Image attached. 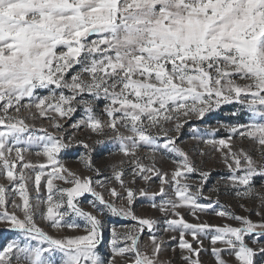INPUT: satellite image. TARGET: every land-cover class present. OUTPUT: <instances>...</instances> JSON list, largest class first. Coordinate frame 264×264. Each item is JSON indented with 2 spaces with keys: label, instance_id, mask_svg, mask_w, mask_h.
Segmentation results:
<instances>
[{
  "label": "snow or ice",
  "instance_id": "1",
  "mask_svg": "<svg viewBox=\"0 0 264 264\" xmlns=\"http://www.w3.org/2000/svg\"><path fill=\"white\" fill-rule=\"evenodd\" d=\"M99 101L106 120L93 108ZM77 104L84 115L71 127L97 135L108 129L117 151L132 157L131 183L136 177L147 183L154 174L158 192L129 187L120 169L112 177L120 190L111 187L106 200L95 187H105L103 181L64 166L60 154L72 145L74 133L65 136L60 121L71 119ZM226 105L233 118L222 125L226 137L216 139L212 130L205 139L192 127V138L220 153L228 169L221 179L235 197L261 201L255 212L259 223L220 205L218 188L211 189L215 201L205 196L210 173L198 169L177 143L176 134L189 120L203 121ZM36 118L47 119L60 135L30 131L26 119ZM236 138L254 144L260 162L237 148ZM142 149L171 160L174 171L169 175L155 162L142 164L136 158ZM90 151L82 161L99 176ZM25 154L43 162L26 161ZM193 174L199 177L195 186L188 182ZM0 178L8 182L0 184V223L19 234L0 248V264H115L116 257L129 264H163L158 222L135 214L137 196L148 198L165 217L163 232L179 234L184 264H201L204 239L210 240L215 264H229L226 256L235 264L264 259V247L254 249L246 241L264 237V195L255 183L264 180V0H0ZM85 194L93 197L92 211L80 206ZM9 205L15 211L9 213ZM181 209L197 220L204 213L233 223H189ZM105 215L130 221L123 232L111 229L107 258L99 253ZM37 217L52 229L82 234L53 237ZM146 231L151 255L140 249Z\"/></svg>",
  "mask_w": 264,
  "mask_h": 264
},
{
  "label": "rangeland",
  "instance_id": "2",
  "mask_svg": "<svg viewBox=\"0 0 264 264\" xmlns=\"http://www.w3.org/2000/svg\"><path fill=\"white\" fill-rule=\"evenodd\" d=\"M103 101H99L93 104V108L97 116L101 120H106V116L103 115ZM77 112L73 114L71 119H65L60 121L64 128V135L68 136L69 134L74 133L73 143L70 147L63 150L60 154V160L64 164L66 168L78 174L81 177L91 176L93 180L100 179L104 182L105 187L95 186L96 190L101 192L106 200H110L109 189L111 187H116L119 191V184L114 179H112L114 175V170L123 169L125 175L123 179L129 187H132L134 190H139L141 188L148 189L150 192H158L160 188L159 179L153 174L151 175V179L149 182H145L144 180L136 177V182L133 184L131 181L133 180V176L131 175V169L133 167L132 157H125L117 151V142L113 138V134L105 129L106 135H97L91 133L87 129L76 130L71 127V125L79 120L83 115L82 104H77ZM232 110L231 105L223 106L222 110L215 111L211 114L206 115L203 121L197 120L196 118H192L188 121L187 124L181 129V132L176 134L178 136V146L181 147L189 156V158L195 163L198 169H202L203 171H207L210 173L209 181L205 185L204 195L211 196L212 200L215 201L217 199V195L215 192H212L211 189L216 187L220 190L219 195V204L223 205L229 211L241 215L248 216L252 221L259 223L261 221V217L255 215L257 210H261L260 204L261 201L259 199H240L232 194L230 188H227L226 182L221 179V177L228 175V169L223 164L219 152H214L211 146H208L201 142L200 139H193V133L191 131L192 127H198L199 132L198 136H202L203 138H211L206 133L215 131L214 138L220 139L227 136L226 128L222 125H227L229 121L233 118L230 116V111ZM11 111V110H10ZM33 112L35 109L32 110ZM15 115V113H12ZM21 115L24 117H28L29 113L26 111L21 112ZM26 123L30 126V131H35L37 134L40 133V129H47L48 132H51L57 136L60 133H57L55 129L52 127V124L47 119H26ZM84 141V143L89 145L91 162L95 169H98L100 175L97 176L94 171L89 170L85 167L82 157L89 152V149H85L82 145H79L77 141ZM102 141L101 143H97V141ZM233 143L237 146V148L242 147L245 151H248L251 155H253L254 159L259 161L258 154L256 152V146L248 141L241 142L239 138L234 139ZM203 151L206 155L201 156L199 153ZM26 161L31 162H43V157H37L34 154H25ZM137 159L146 166H151L153 162H155V166L161 170V172H167L169 175L175 169V165L171 162V160L166 157H162L157 154L153 156L147 150H140L137 153ZM107 178V179H105ZM46 178H42V185ZM199 177L196 174H193L191 179L188 181L190 184L195 186L198 183ZM57 185L61 187H68L69 185H64L60 181L55 182ZM256 192L264 195V187H261L264 180L261 178L256 179ZM0 184L5 186L8 185V182L2 178H0ZM167 187V186H166ZM32 196H35V192L32 191L30 193ZM171 195V192L168 193ZM41 195H46V192L42 191ZM93 199L89 194H85L84 196L79 198L80 206L85 210L92 211L90 201ZM160 197H156V202L159 203ZM18 201V197H17ZM119 203V201L117 202ZM243 205V207L241 206ZM135 214L139 217L151 218L156 220L157 223V231L155 235L158 238L163 240L165 250L162 251L160 255V260L163 264H184L182 259L181 250L178 248L179 243V234L174 232H163V228L165 227L163 221L165 217L156 209L151 207V201L146 197L137 196V199L133 205ZM245 209H248L245 211ZM3 209H0L2 211ZM9 213L15 211L11 207L8 206ZM20 215V213H17ZM181 214L185 218V220L189 223H202L207 222L214 225H223L225 223H233L231 221H226L222 218L216 217L215 215H208L204 213H198L200 219L197 220L193 215L189 213L186 209H181ZM104 224V231L101 244L99 245V253L102 257L107 258L111 255V229L113 227L116 228L118 232H123L126 229L123 227L124 225H128L130 221L113 217L111 215H105L101 217ZM38 226H40L47 234L53 237H70L77 234H82L78 232H74L68 229H52L48 226V224L37 217ZM236 226V225H233ZM257 231H260L259 229ZM19 234L11 231L8 227L0 223V248L5 247L8 243L13 240L18 239ZM175 236L176 239H172ZM185 239L189 242L193 243V247H197V244L192 241V237L190 235H186ZM246 241L249 246L254 249H259L264 247V237H260L258 242L252 243V237H246ZM219 246V245H218ZM203 249L200 254L201 264H215V258L211 255V243L209 239L203 240ZM153 245L149 240V234L147 231L141 236L140 240V249L142 252H145L149 255L152 253ZM175 248V251H173ZM228 260L229 264H235L234 258L225 257ZM256 264H264V259H262L259 255L255 257ZM115 264H129V261L124 260L120 257L115 258Z\"/></svg>",
  "mask_w": 264,
  "mask_h": 264
}]
</instances>
